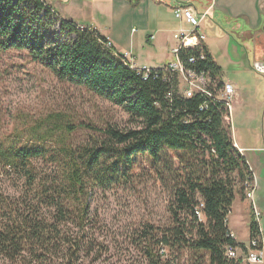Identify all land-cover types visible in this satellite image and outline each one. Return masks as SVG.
I'll list each match as a JSON object with an SVG mask.
<instances>
[{
	"label": "trees",
	"instance_id": "trees-1",
	"mask_svg": "<svg viewBox=\"0 0 264 264\" xmlns=\"http://www.w3.org/2000/svg\"><path fill=\"white\" fill-rule=\"evenodd\" d=\"M52 10L41 0H0V51L26 50L59 83L120 108L131 128L66 122L58 133L45 129L0 141V169L25 180L17 200L0 195V264L97 261L102 246L90 234L88 197L96 189L131 183L139 159L171 184L173 195L168 226L148 225L136 240L144 263L237 264L225 257L228 247L239 248L227 221L253 174L232 145L223 105L198 94L185 99L174 81L143 82L103 49L106 39L97 31H80L70 21L55 29ZM200 52L205 57L196 71L208 73L210 90L217 94L220 70L205 47L184 50L181 59ZM203 105L207 108L200 110ZM77 128L89 134L73 142L70 135ZM37 161L48 167L45 173L37 170ZM249 230L251 239L253 215Z\"/></svg>",
	"mask_w": 264,
	"mask_h": 264
},
{
	"label": "rangeland",
	"instance_id": "rangeland-1",
	"mask_svg": "<svg viewBox=\"0 0 264 264\" xmlns=\"http://www.w3.org/2000/svg\"><path fill=\"white\" fill-rule=\"evenodd\" d=\"M44 1L54 6L64 19L98 26L102 35L113 29L114 46L130 53L140 67L165 65L166 54L169 62L173 60L171 54L161 50L160 44H149L145 35L151 29L141 32L142 26L133 18V8H136L133 1L128 0L129 4L124 7L119 3L121 0H78L69 7H58L55 0ZM59 2L66 5L69 0ZM85 2L92 4L87 6ZM54 19L57 29L61 20L57 16ZM216 30V26L206 20L201 35L209 42ZM66 122L100 128L108 123L118 130L131 128L128 116L120 108L93 97L84 89L59 83L42 64L33 61L26 50L0 51V141L17 133L27 138L45 129L58 133L59 124ZM85 134L89 131L77 128L70 138L73 142L82 141ZM34 164L42 173L48 170L41 161ZM133 167L135 177L131 183L104 192L96 189L88 197V215L93 222L92 227L89 226L90 234L102 250L97 261L86 259L79 264H145L136 241L140 233L148 225L168 226L171 217L168 206L173 199L171 184L160 180L142 159ZM24 188L21 174L0 169V195L17 200ZM233 224L241 232L245 230L243 219L235 218ZM53 264L66 263L57 260Z\"/></svg>",
	"mask_w": 264,
	"mask_h": 264
},
{
	"label": "crops",
	"instance_id": "crops-1",
	"mask_svg": "<svg viewBox=\"0 0 264 264\" xmlns=\"http://www.w3.org/2000/svg\"><path fill=\"white\" fill-rule=\"evenodd\" d=\"M48 5L44 0H41ZM78 0H69L64 5L55 0L58 7H69ZM120 1V0H119ZM133 8V18L146 28L149 44L157 42L161 50L171 54L176 46L175 35L180 29H190L188 25L174 18V10L191 8L195 14L207 16L201 21L199 34H202L204 22L210 20L217 30L209 42L205 39L200 43L220 70L221 84H228L233 89L231 109L229 112L230 135L237 148L242 151L248 166L256 181L253 200L236 195L227 227L235 244L239 246V257L244 258L240 246L246 247L250 240V218L254 209L259 214V229L264 241V76L257 75L252 70L255 62L264 63V0H130ZM122 7L129 4L128 0L119 2ZM91 5L92 3L88 4ZM50 6V5H48ZM52 7V6H50ZM81 8V5L79 6ZM53 12L61 21H66L53 6ZM73 19H69L70 21ZM73 22V21H70ZM97 31L96 25H83ZM112 31L108 30L104 38L112 43L118 53H123L112 42ZM145 34V31H144ZM203 35V34H202ZM168 54V56H169ZM167 61V54L165 57ZM165 62V61H164ZM153 66V67H152ZM161 66L151 65V68ZM241 197V198H240ZM239 216V217H237ZM235 218L243 219V232L233 224ZM246 237V238H245ZM264 264V245L263 259Z\"/></svg>",
	"mask_w": 264,
	"mask_h": 264
},
{
	"label": "built area",
	"instance_id": "built-area-1",
	"mask_svg": "<svg viewBox=\"0 0 264 264\" xmlns=\"http://www.w3.org/2000/svg\"><path fill=\"white\" fill-rule=\"evenodd\" d=\"M174 18L186 25L190 29H180L175 35L176 46L171 49V55L173 60L168 62L162 67L151 68L147 66L140 67L136 64L135 58L130 53L123 52L118 53L113 50L112 43L109 40L101 43L104 50L109 51L114 57L119 59L121 63L129 70L135 73V75L143 82H147L150 79H161L162 82L176 83L179 93L185 98L190 99L194 95L204 96L214 102L222 104L226 110V114L223 117L225 127L230 132L229 112L231 109V102L233 96V89L228 84H223L220 91L215 94L211 89V79L206 72L196 71V63L198 60H204V54L199 53L197 57L187 58L185 61L181 59V54L184 50H193L199 48L200 43L204 41V36L199 34V28L201 21L207 16V14L197 15L191 8H179L175 9ZM78 28V26H76ZM80 31L93 30L91 28H78ZM252 70L260 76H264V63L255 62L252 65ZM171 94H168V98ZM207 107L203 105L200 110H205ZM232 145L238 152L242 154V151L237 148L236 143L232 139ZM244 196L247 200H253L254 191L256 188V181L252 176V179L244 185ZM202 205L195 209L196 216L201 218ZM253 220L256 224V232L253 238L249 240L246 247L243 248L244 258L239 257V248L228 247L226 249L225 257L229 261H234L237 264H262L263 259V245L264 241L259 229V214L254 209L252 210ZM228 223V221H227ZM231 236V234H230ZM161 254L165 253V250L160 251Z\"/></svg>",
	"mask_w": 264,
	"mask_h": 264
}]
</instances>
